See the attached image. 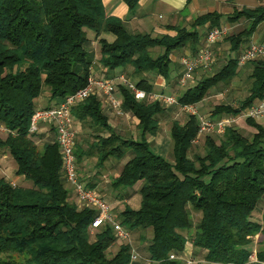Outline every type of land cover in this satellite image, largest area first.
Here are the masks:
<instances>
[{
  "label": "trees",
  "instance_id": "16d2710c",
  "mask_svg": "<svg viewBox=\"0 0 264 264\" xmlns=\"http://www.w3.org/2000/svg\"><path fill=\"white\" fill-rule=\"evenodd\" d=\"M122 1L130 10L138 3ZM232 11L225 23L246 21L242 32L224 37L235 55L216 72L178 93L179 106L199 104L209 90L228 85L238 75L239 48L259 24H264V9ZM104 13L102 0H0V128L6 131L4 138L0 136V150L6 149L15 162V175L32 185L14 186L0 178V264L130 261L128 244L119 243L116 252L107 256L115 241L108 224L95 229L94 239H90L88 228L95 211L91 207L79 209L69 201L57 145L51 140L38 148L34 141L38 135H29L42 86L49 91L43 108L50 109L86 86L91 78L94 58L88 51L87 31L95 38L107 32L114 36L110 42L97 40L105 79H111L116 68L131 69L133 84L148 96L155 86L148 73L168 81L172 53L189 47L195 52L206 33L224 24L220 13L206 12L188 22V29L175 24L168 26L173 36L153 37L150 33H129L121 19ZM202 25L206 29L201 35L196 29ZM153 47L161 48V53L150 55ZM249 64L252 69L247 74L250 86L245 98L236 105H215L211 119L240 116L264 97V61ZM117 88L120 111L136 119L139 139L119 136L107 124L101 98L91 95L71 108V113L94 132L96 143L85 152L75 150V146L73 153L79 161L95 152L97 165L128 155L111 186L122 194H118L120 199L139 194V206L125 205L116 219L127 230L151 231L146 258L156 264H180V259H170L168 253L183 251L188 238L184 230L193 226L190 243L201 250L206 264H245L252 253L264 261V223L251 217L260 198L264 199V125L246 118L245 123L255 130L250 138L235 126L224 130L218 143L207 135L204 155L194 154L190 159L199 125L196 116L188 115L185 122H173L170 127L173 159L166 162L148 149L146 141L159 131L157 119L165 112L162 104L148 97L136 101L125 85ZM196 212L199 217L194 222L192 213ZM253 240L260 247H254ZM12 252L21 259H13Z\"/></svg>",
  "mask_w": 264,
  "mask_h": 264
},
{
  "label": "rangeland",
  "instance_id": "374dc122",
  "mask_svg": "<svg viewBox=\"0 0 264 264\" xmlns=\"http://www.w3.org/2000/svg\"><path fill=\"white\" fill-rule=\"evenodd\" d=\"M245 26H246V22L244 21V19H242V21L238 22L237 25L233 24L232 26L231 25L228 26V28L232 27L229 29V33L238 32L242 30ZM202 29L203 27L198 28L197 30L201 32ZM87 38L88 39L92 38V32L87 31ZM250 41L259 42L264 46V24L262 23L259 24V26L256 29L255 34L253 35V40L247 39L243 43L241 48H239L240 53L242 52L243 48L246 47L247 44H249ZM225 42L226 41H220L218 43V46H216L217 48L214 49V52L216 54L215 61L214 63H212L211 65L212 67L210 71L207 70L203 74L194 73L192 78L190 79L191 81H188L184 86L179 84V81H177L179 77L180 67L176 59L178 58L179 53L182 52L181 51L182 49H178L175 52H173L172 53L173 61L175 60L176 63L175 64L172 63L168 67L170 69V72H169L170 78L168 81L164 80V82H166L164 88L154 87V92L159 93L160 91H162V94L173 96L175 99H177L178 93H181L185 91L187 88L193 86L195 83L199 81V79H201L205 75L210 76L211 74L216 72L221 64L226 62L228 58L235 55V52L229 51L230 46L227 43L224 44ZM98 48H99V45L96 44V42H95L94 47L91 44L88 45V51L92 52L93 54H94V51H95V54L99 52ZM161 51H162L161 48L153 47V48H150L149 54L152 56H155L157 53H161ZM257 59H262V61H264V55L263 57L261 56ZM249 63H250L249 61H246L242 65H239L240 68L238 71V75H235L232 78L231 83H229L228 85L219 84L218 87H215L207 92V95L205 96V99L202 102H200L197 105L196 104L193 105L197 109L199 115L204 116V117H209L215 105L219 103L236 105L238 104V102L242 101L245 98L247 94V89L250 86V81L247 78V74H250L251 69H252V66ZM114 70H115L114 73H119L117 75H121V74L125 75V77H127L132 83L134 82L133 76H131L130 72H128L129 69L121 71L120 68H116ZM102 77L103 76H101L100 71L97 72V75H95V77L91 76V78L94 80L98 78L105 79V77L103 78ZM147 77L151 78L153 82L156 78V76L151 72L147 74ZM110 82L111 84L115 85L116 89L118 90L117 88V85H119L118 79L113 78ZM42 87L43 88H42L40 96L35 100L37 108L47 103L46 97L48 96L49 91L46 86H42ZM99 98H101L102 102L103 100L105 101V98L103 97H99ZM162 107L165 109V112L164 114L159 116L157 119V121L159 122V131L155 132V134H153L152 136H148L146 138V141L149 143L148 149L152 153L154 152L155 154H158V156L163 158V160H165L166 162L167 161L172 162V159H173L172 149H171L172 142L169 136L170 127L173 122H178V123L185 122L189 114L186 110H184L178 104H173V105H163L162 104ZM111 124L114 125V131L122 138L130 137V139H134V140L139 139L140 131L137 128V125L134 123L133 118L129 115V113H125V112L123 113L121 111L120 115L115 114V118L111 120ZM246 125L247 123L245 124V119L243 118H240V120H237V122L233 124V126L238 128L239 133H241L245 137L250 138L251 135L254 133V130H252L251 127H248ZM73 128H75V126ZM77 132L82 134V135L74 136L75 145L77 144L79 146L78 150L82 149V152H84L85 150H87V148L92 147L93 144L96 143V139H94L95 134L94 132H92L91 129H89V127L85 125L84 126L81 125L78 127ZM103 135H105V133ZM207 135H210L212 138H214L217 143H218V140H220V138L222 137V135H216L211 132L202 134L201 136H199V138L197 137L194 140L193 145L191 146V150L188 154L190 159L194 157V154H198L200 156L204 155L203 144H204L205 137ZM0 136L2 138L6 136V131L2 128H0ZM51 137H53L52 133L49 132L48 135H44V136L38 135L36 138H34V141L36 142V145L38 146V148H41L45 141L50 142L52 140ZM97 158H98L97 154L93 152L91 157L87 156L84 159L85 161L82 160L83 163L81 161L75 162V165L77 167V172L80 174V176L78 177L81 181L87 184L91 183L90 180L95 179V181L98 184L96 192L99 194L100 197L103 198V200H105V203L110 208L109 209L110 214H111L110 219H112L113 221L115 220L119 221L118 219H116V214H118V211H120L125 205H130L133 208H138L139 206L138 202L140 200V196L136 192L131 193L128 199L122 200L120 199V196H118V194L122 195L119 192H117L118 189L115 191L112 190L113 188L111 186V182L113 180V177L119 173V170L122 164L128 159V155H126V157L120 161H117V159L112 158V159H108L105 162L103 161V163L99 165L96 164ZM15 165L16 164L11 158V156L8 155L7 150L6 149L0 150V178H4V180H7L9 183H11L14 186L21 185V186H24L25 188H30L32 186L30 182L24 181L22 176L17 177L15 175V170H16ZM65 187L68 189L67 190L68 194L71 196L72 194H70V188L67 185H65ZM136 188H138V186H136L135 189ZM123 191L124 190H122L121 192ZM263 200H264L263 197H261L260 201L258 202V209H256L255 211L253 210L252 215H251L252 218H255V220L260 221L261 223H264L263 222V216H264ZM69 201L71 203H75L76 206L79 207V209L89 207L88 205L83 206L79 204L75 198L74 200L70 198ZM192 216H193L194 222H196V220L199 217L198 213L197 212L192 213ZM107 224L112 228L111 222H107ZM123 226L126 227L125 225ZM127 231L129 232V237L127 239H120L117 236L115 237V241L109 248L107 256H110L116 252V249L118 248L119 243L128 244V246H130V250L131 248H134V250L138 252V256H139L138 258H136L137 260L130 259L129 264H142V263L156 264L155 262H150L146 258V253H147L146 244L148 243V240H150L151 231L148 230L147 228L143 230H127ZM193 232H194L193 226L189 230H184V233L188 236L185 242L189 250V252L187 253L188 254L187 256L194 259L196 262L195 264H198V263L206 264V262L203 260L201 250L199 248L198 249L194 248L192 243H190L189 238L191 237ZM93 233L94 231L93 232L89 231L90 239H94ZM252 245H254V247L256 248L260 247V245H257L256 242H254V240L252 242ZM11 256L13 259H16V260L21 259V255H18L13 252L11 253ZM180 264H184V262L181 261Z\"/></svg>",
  "mask_w": 264,
  "mask_h": 264
},
{
  "label": "built area",
  "instance_id": "2783aa9c",
  "mask_svg": "<svg viewBox=\"0 0 264 264\" xmlns=\"http://www.w3.org/2000/svg\"><path fill=\"white\" fill-rule=\"evenodd\" d=\"M229 33V28L227 26H218L210 30L206 35H204L203 46L197 50L195 53H189L184 55L179 59V65L181 67V73L177 79L179 84L184 86L188 81H191L193 74L198 71H207L211 69L212 63H214V53L212 52L213 47L218 43L223 36ZM263 45L256 41H250L246 47L243 48L242 52L238 57V64H243L246 61H254L259 57H263L264 49ZM120 85H125L134 96V99L143 100L148 97L150 100H156L163 105H173L177 104L176 99L173 96H169L162 93L151 92L148 96L145 95V91L128 81L125 75H120L118 78ZM112 79H101L96 80L90 78L86 86L82 89L76 91L75 93L66 96L62 102H60L56 107L47 109H36L33 111V116L31 117L29 128L30 134H38V125L42 124L48 127L54 135L53 140L58 148V153L60 154V167L63 173V180L66 185L70 188V192L74 194L77 202L83 206H89L95 211V215L90 219V224L88 231H94L98 229L102 224H107V222L112 223L111 231L120 239H127L129 237V232L120 223V221H113L110 219V208L105 203L102 197L99 196L96 191H94L87 183H84L79 179L77 172V167L75 165L76 156L73 153L75 147V130L71 126L73 122V115L71 113V108L76 107L78 104L82 103L85 97L101 94L105 98V103L109 105L116 114H121L119 107L121 102L117 99L116 93L117 89L115 85L111 84ZM184 110L188 112L189 115L196 116L198 121L199 130L197 131V137L202 134L211 132L216 135H222L223 131L227 128L233 126L237 120L243 118H251L254 121L262 122L264 124V97L259 100V102L250 105L245 111L241 113L240 116L224 117L221 116L218 119H211L209 117H204L199 115L197 109L192 105L181 106ZM196 137V138H197ZM138 252L131 248L129 259L138 258ZM168 258L180 259L184 264H195V260L185 256L184 251L180 253H175L171 251L168 253ZM264 264V261L256 259L255 254L249 256L247 263L252 264ZM129 264V263H128ZM222 264V263H220ZM227 264V263H225ZM242 264V263H241Z\"/></svg>",
  "mask_w": 264,
  "mask_h": 264
},
{
  "label": "crops",
  "instance_id": "0c3cea01",
  "mask_svg": "<svg viewBox=\"0 0 264 264\" xmlns=\"http://www.w3.org/2000/svg\"><path fill=\"white\" fill-rule=\"evenodd\" d=\"M103 6H104V15L105 16H112L114 18L117 19H121L124 23V28L129 32V33H134V32H140V33H150L151 35L154 36H159L162 34H167L170 36L174 35V32L169 30L168 26H175V24L186 27L188 29V22H190L192 19H195L198 16H201V14L204 13H220V15L222 16L221 20L223 21L222 23H224L225 25L222 26H226L227 27L229 25H237L238 22L236 23H225V19L226 17L231 14L233 11L232 10H239L242 8H247V9H255L256 7H260L262 9H264V0H138L137 5L130 10L127 5L125 4V2H123L122 0H102ZM152 17V18H151ZM242 21V20H241ZM245 21V20H244ZM246 22V21H245ZM259 26V25H258ZM257 26V27H258ZM202 31H198V28H202ZM202 27H198L196 30L199 32V34L202 35V33L205 31L206 26L202 25ZM232 28V27H230ZM229 28V29H230ZM242 30L238 31V32H230L228 34H238L240 32H242ZM225 35L222 38H220V41H225L224 37L229 36V35ZM255 34V33H254ZM252 34L250 36L249 40H253V35ZM99 39H104L106 42H110L112 39H114L113 34L111 33H102L100 36H98L97 38L94 37V35H92V38L89 39V44H91L93 47L95 46V42L97 44V40ZM219 41V42H220ZM228 44L229 42L226 41L224 44ZM202 45H199V48L197 50H199L202 46H203V42H201ZM99 45V44H98ZM223 45V44H222ZM216 46H218V44L216 43V45L213 47L212 52L214 53V61H215V52L214 49L217 48ZM230 46V45H229ZM99 49V48H98ZM186 49V50H185ZM182 49L181 53H179L178 58L176 59L179 62L180 57L184 56V55H188L189 53H195V52H190V47L189 48H185ZM184 50V51H183ZM99 53L94 54L93 58H94V67H91V76L97 75V72H101V76L105 77V71L101 68V65L99 63ZM171 62L173 64L176 63V61H173V56L171 55ZM240 65V64H238ZM242 65V64H241ZM240 68V67H239ZM127 70V69H126ZM128 72H131V69H129ZM206 72V71H204ZM204 72L202 71H198L196 74H203ZM119 73H114L112 75L111 79H117ZM102 77V78H103ZM164 80H162L160 77H156L154 80V87H160V88H164L165 86ZM118 86V85H117ZM162 90V89H161ZM118 93H116L117 99L119 100V102H121V97L119 96V91L117 90ZM162 91H160L159 93H161ZM99 97H102L101 94H96ZM102 102V100H101ZM47 105L44 104L41 107H38L37 109H43V107H45ZM101 111L104 115H106L108 121L107 124L110 125V127L113 128L114 130V125L111 124V120L113 118H115V114L116 112L113 111L112 108L109 107V105H107V103H105V101L103 100V102L101 103ZM105 112H104V111ZM120 111V108H119ZM121 112V111H120ZM116 115H120V114H116ZM136 119L133 118L134 123L137 125ZM257 124H262L264 125L261 121H255ZM246 124V123H245ZM71 126L75 128V135H82L81 133L77 132V129L79 126H81V123L77 120H75V118L73 117V122H71ZM248 127H251L250 125H246ZM39 131L38 134L39 136H44V135H48L49 132L52 133L51 131H49L48 127H46L45 125L39 124L38 125ZM252 130H254L253 127H251ZM255 133V130H254ZM74 135V136H75ZM52 136L54 137L53 133ZM53 137H51V139L53 140ZM76 149H79V146L76 144ZM82 152V149H80ZM80 152V151H79ZM85 152V151H84ZM90 156L91 155H85L82 156V158L77 161V162H82L85 161V157ZM83 163V162H82ZM98 174V173H96ZM78 175L80 176V174L78 173ZM91 183L88 184L94 191H96L97 189V182L95 181V179L90 180ZM135 190V189H134ZM97 193V192H96ZM71 198L74 200V194L70 192ZM125 200V199H122ZM184 255H188L187 253L189 252L188 250V246H186V243L184 245ZM189 257V256H188ZM211 264H220V263H216V262H212ZM252 264H256L255 262H252Z\"/></svg>",
  "mask_w": 264,
  "mask_h": 264
}]
</instances>
